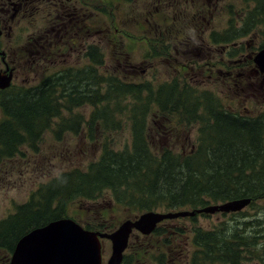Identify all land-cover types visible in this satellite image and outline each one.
Wrapping results in <instances>:
<instances>
[{
  "label": "trees",
  "instance_id": "trees-1",
  "mask_svg": "<svg viewBox=\"0 0 264 264\" xmlns=\"http://www.w3.org/2000/svg\"><path fill=\"white\" fill-rule=\"evenodd\" d=\"M131 1L102 0V16L108 23L106 35L112 50L118 53L143 38L116 22L115 3L121 6ZM255 1L241 27L214 32L217 43L255 32L257 22L264 19V0ZM166 18L169 27L175 26V15L168 13ZM125 20H129L127 15L120 23ZM149 42L155 44L149 47L152 57L159 56L157 41ZM86 56L90 60L82 66L62 64L37 85L12 89L0 99L4 113L0 121V159L13 156L24 145L38 147L48 130L58 137L85 132L89 140H100L96 160L85 168L61 171L39 185L14 213L0 220V248L11 254L30 230L71 216L74 208L78 212L87 201H98L106 195L112 198L114 207L100 211L97 219H80L84 227L115 230L119 222L107 216L110 208L139 215L156 208L166 212L193 210L243 197H250V205H254L264 199V111L241 114L204 91L196 92L189 81L181 88L177 78L137 82L126 75L104 73V53L99 46H89ZM86 106L91 107L88 118L78 111ZM156 112L169 122L200 124L198 143L192 152L185 154L171 147L155 151L149 139L148 117ZM125 125L130 127L132 139L119 147L115 135ZM78 203L81 205L77 207ZM238 212L242 210L229 213ZM166 220L152 234L164 235V245L171 248L174 233L167 229ZM255 222L256 226L262 224V220ZM227 224L224 221L211 230L195 228L194 249L183 255H188L187 264H241L246 260L264 264V227L254 230V225L245 220ZM175 230L181 238L186 234L184 226ZM147 248L148 244H137L134 254L143 259ZM134 254L125 255L123 264H139Z\"/></svg>",
  "mask_w": 264,
  "mask_h": 264
},
{
  "label": "rangeland",
  "instance_id": "rangeland-1",
  "mask_svg": "<svg viewBox=\"0 0 264 264\" xmlns=\"http://www.w3.org/2000/svg\"><path fill=\"white\" fill-rule=\"evenodd\" d=\"M174 0H132L129 4L125 2L123 5L115 3L116 9L114 14L116 22L119 26L124 27L134 34L143 36L134 43L129 44V48H123L121 53L112 50V45L109 36L106 35L105 29L108 23L105 17L101 16L102 0H85L86 3V17L91 16L87 21L96 20L102 23L103 31L99 34H93L94 31L87 32V46H99L104 53V63L101 71L104 73L109 71L115 75H126L127 79L139 81H165L172 78L180 79V87L184 88L186 81L192 86H196V92H206L215 100H219L225 107L235 108L241 114L255 115L264 111V78H254L235 86L234 81L229 77L228 73L247 74L255 66L252 62V56L256 54L260 46L264 44V19L257 22L255 32L245 38H240L243 44L242 47L244 55L240 59H233L229 57L228 53L223 52V46L211 45L209 46L207 35L203 34L204 42L198 41L196 43L197 50L192 56L182 53V50L175 54L170 47L169 56L166 60L161 58H145L148 55L149 46L144 40L148 35L153 36L150 30H145L143 25L136 26L133 21L134 15L147 16L149 18L163 25L164 16L169 11V4ZM201 6L205 0H195ZM189 4L184 6H191L194 0H189ZM214 2V0H212ZM191 3V4H190ZM255 0H220L218 8L213 12L212 28L216 32L223 31L229 27V23L233 20L236 27H241L247 19L248 12L252 11L256 5ZM97 4V7H96ZM117 5L119 7L117 8ZM155 11H160L159 14L152 16ZM171 11V9H170ZM127 15L129 20L123 21L122 16ZM35 23L38 27L46 25V17L43 13H37ZM192 19V16H191ZM163 22H162V21ZM29 24L25 25L23 35H27L30 31ZM257 31V32H256ZM77 35V32H74ZM173 44V43H172ZM171 44V45H172ZM209 46V48L207 47ZM248 46V47H247ZM115 55H114V53ZM127 55L129 58L127 60ZM248 61H246V57ZM66 64L72 66H82L89 59L86 52L66 53L64 56ZM45 63L39 65L38 78L34 77L33 84H37L40 80L48 74H52L59 69V65L51 67L47 70L50 61L44 60ZM244 64H246L244 66ZM132 65L139 66L138 71H131ZM212 67V69H210ZM256 67V66H255ZM145 70H142L144 69ZM34 76V75H33ZM125 78V77H124ZM32 79V73L29 80ZM182 81V82H181ZM78 111L83 112L85 117H89L91 107H82ZM242 111V112H241ZM4 113L0 105V121L3 119ZM187 125L169 122L168 119L163 118L160 114L150 113L148 117L149 139L155 151L161 150L163 147H171L175 151H180L185 154L192 152L198 143V136L200 133V124L193 122H186ZM122 147L123 143L130 142L132 139L131 129L128 126L120 129L115 135ZM100 140L92 141L86 137L85 132L79 135L66 133L61 137L54 134L52 130L44 133L43 139L36 146L24 145L20 150L11 157H3L0 159V220L7 217L16 211L18 205L25 203L31 193L36 190L39 185L46 183L54 176H57L61 171L68 170L73 167L85 168L90 161L96 160L100 152ZM214 204V203H212ZM81 204H77V207ZM114 202L109 195L99 199L98 201H87L83 206L79 207L80 211L72 210L71 218L79 223L90 219L94 220L101 216L99 213L106 207H114ZM91 206L90 210L85 207ZM118 208V207H117ZM107 216L119 224L128 218H135L137 215H126L124 211H117L116 208H110ZM114 209V210H112ZM87 211V212H85ZM154 211L166 212L163 208H156ZM74 215V217H72ZM192 217L195 219L192 220ZM119 219V220H118ZM256 219L262 220L260 226L255 225ZM237 220L250 221L254 226V230H259L264 227V199H260L254 205H249L242 210L241 213H203L195 216H186L165 221L164 224L168 226L167 229L173 231L172 235L174 247H166L164 245V235L149 234L145 235L137 230H134L129 239L128 248L125 255L134 254V249L137 244H148V248L142 253L143 259L138 257L139 264H159L160 260L165 264H187V257L183 255L189 254L194 249L192 235H194L195 228H202L204 230L214 229L224 221L232 225ZM162 223V222H161ZM184 226L186 234H182V238L175 234L176 227ZM261 234V233H260ZM258 233V236H260ZM149 243H148V242ZM170 248V252H166ZM112 253V243L110 240L104 241V264L107 263ZM11 254L0 250V264H9ZM9 261V262H8ZM143 261V262H142ZM135 262V261H134ZM241 264H256V261L242 262Z\"/></svg>",
  "mask_w": 264,
  "mask_h": 264
},
{
  "label": "flooded vegetation",
  "instance_id": "flooded-vegetation-1",
  "mask_svg": "<svg viewBox=\"0 0 264 264\" xmlns=\"http://www.w3.org/2000/svg\"><path fill=\"white\" fill-rule=\"evenodd\" d=\"M188 1L174 0L169 4L168 13L172 16L175 15L176 19L175 26L172 28L167 25L166 16L168 13L163 18L165 22L161 20L163 25L156 22L154 17L151 20L150 12L147 16L142 14L133 16L136 26L138 19L140 25H143L144 31L151 29L153 36L144 37L147 45L149 47L155 45L149 42L152 40L157 41L156 45L159 47V56L152 57V52L148 49V55L145 58L166 60L170 47L175 54L182 50V53L192 56L197 50L196 43L204 42L203 34L208 33L207 43L209 46L220 44L223 46V52H227L229 57L240 59L244 55L243 50L247 49L246 46H241L243 42L240 38L228 43H217L213 36L215 29L212 28L211 22L214 18L213 12L218 8L220 0H214V2L205 0L201 6L194 0L193 4L190 3L191 6H184L185 3L189 4ZM85 10V0H0V76L5 77L10 83L5 88L0 87V99L12 89L17 90L21 87L37 85L39 82L33 84L32 80L34 77L38 78L39 65L45 63L44 60L50 61L49 66L46 67L47 70L57 64L70 67L72 65L65 63L66 53L87 52V48L91 46V44L86 45L87 32L90 35H98L103 31V27L98 19L87 21L92 17H86ZM40 12L46 17V25L38 27L34 15ZM159 13L160 11H155L152 16ZM26 24H29L30 31L25 36L23 31H25ZM233 26V20H231L226 29ZM92 31H94L93 34L90 33ZM74 32L78 34L75 35ZM209 46L207 47L209 48ZM254 56L251 59L253 63ZM248 58L247 56L246 61ZM88 59L90 60V58ZM131 67V71H138L139 66L132 65ZM31 73L32 79L29 80ZM228 74L235 86H238L240 82L243 83V79L247 82L254 78H264V74L257 71L255 66L247 74L240 75L237 72ZM2 249L0 248V250Z\"/></svg>",
  "mask_w": 264,
  "mask_h": 264
},
{
  "label": "water",
  "instance_id": "water-1",
  "mask_svg": "<svg viewBox=\"0 0 264 264\" xmlns=\"http://www.w3.org/2000/svg\"><path fill=\"white\" fill-rule=\"evenodd\" d=\"M253 59L257 71L264 74V48ZM9 85L8 80L0 76V87ZM251 202L250 197H243L193 210H149L135 218L125 219L112 232L88 229L71 217H62L23 235L15 245L9 264H103V239L112 243V253L107 264H122L134 230L148 235L166 219L200 213L237 212Z\"/></svg>",
  "mask_w": 264,
  "mask_h": 264
}]
</instances>
